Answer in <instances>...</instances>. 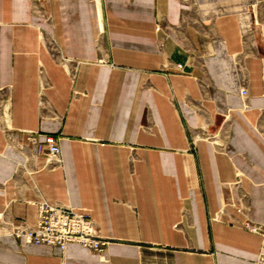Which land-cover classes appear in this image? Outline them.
I'll return each instance as SVG.
<instances>
[{"label": "crops", "instance_id": "1", "mask_svg": "<svg viewBox=\"0 0 264 264\" xmlns=\"http://www.w3.org/2000/svg\"><path fill=\"white\" fill-rule=\"evenodd\" d=\"M50 137L61 161L38 153ZM42 201L110 244L16 237ZM247 220L264 224V0H0V264H260Z\"/></svg>", "mask_w": 264, "mask_h": 264}, {"label": "built area", "instance_id": "2", "mask_svg": "<svg viewBox=\"0 0 264 264\" xmlns=\"http://www.w3.org/2000/svg\"><path fill=\"white\" fill-rule=\"evenodd\" d=\"M182 69L183 65L180 64ZM247 97V87L242 89ZM38 153L46 155L50 160L61 161L62 149L57 137H50L47 143L38 145ZM39 210L38 223L31 226L27 223L15 224L12 233L36 245L59 246L66 249L69 243H79L93 252H103L111 240L102 236L95 219L86 211L71 206L52 204L45 201L37 203ZM244 227L262 236V247L258 262L264 264V224L250 220Z\"/></svg>", "mask_w": 264, "mask_h": 264}, {"label": "rangeland", "instance_id": "3", "mask_svg": "<svg viewBox=\"0 0 264 264\" xmlns=\"http://www.w3.org/2000/svg\"><path fill=\"white\" fill-rule=\"evenodd\" d=\"M207 137L214 142L215 145H219V141L216 136L214 135H207ZM238 208L240 211H244L245 206L244 203H238Z\"/></svg>", "mask_w": 264, "mask_h": 264}]
</instances>
